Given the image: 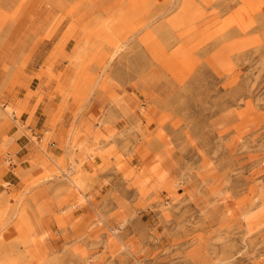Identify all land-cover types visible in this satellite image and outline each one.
<instances>
[{"label": "rangeland", "instance_id": "rangeland-1", "mask_svg": "<svg viewBox=\"0 0 264 264\" xmlns=\"http://www.w3.org/2000/svg\"><path fill=\"white\" fill-rule=\"evenodd\" d=\"M6 130L0 264H264V0H0Z\"/></svg>", "mask_w": 264, "mask_h": 264}, {"label": "crops", "instance_id": "crops-1", "mask_svg": "<svg viewBox=\"0 0 264 264\" xmlns=\"http://www.w3.org/2000/svg\"><path fill=\"white\" fill-rule=\"evenodd\" d=\"M39 83L35 86V88L32 91H35ZM40 88L38 89L37 92L32 93L29 97V105L34 106L37 97L39 94H42V99L37 103L34 114H33V120L29 126L28 129L34 132L38 137L42 138L43 133L42 130L47 129L48 127V122L51 119L52 115L55 114V109L52 108V102L53 100L50 99L48 96V92L50 91L48 86H43V83H40ZM43 91V92H42ZM31 108V107H30ZM28 116V113H25L23 117L21 118L22 121H25ZM69 123H64L62 124L63 127H56L54 133V140L53 143L50 145L51 150H53L54 154L57 156H60L64 152V148L62 147L63 140L61 137L57 134L59 130H63L68 128ZM9 130L15 131L16 132V127H11ZM7 131V132H6ZM6 131H1V136H0V144L2 142V136L6 135L7 137H10V132L8 130ZM26 136V135H25ZM24 136H15L12 139V142L17 146V150L13 157L15 156L20 162H24L27 159H30L33 154H35L31 148L32 145V140L29 139L26 140L23 138ZM9 140V139H8ZM69 153V149L67 151ZM75 154L79 155V151H75Z\"/></svg>", "mask_w": 264, "mask_h": 264}, {"label": "built area", "instance_id": "built-area-1", "mask_svg": "<svg viewBox=\"0 0 264 264\" xmlns=\"http://www.w3.org/2000/svg\"><path fill=\"white\" fill-rule=\"evenodd\" d=\"M11 115L12 116H15V111H11Z\"/></svg>", "mask_w": 264, "mask_h": 264}]
</instances>
